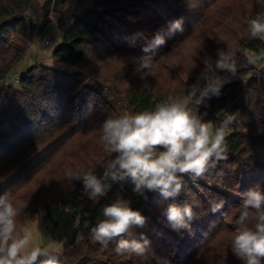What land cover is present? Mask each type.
Wrapping results in <instances>:
<instances>
[{"label": "trees", "instance_id": "trees-1", "mask_svg": "<svg viewBox=\"0 0 264 264\" xmlns=\"http://www.w3.org/2000/svg\"><path fill=\"white\" fill-rule=\"evenodd\" d=\"M65 1L41 5L38 0H0V82L15 74L26 54L5 38L12 34L34 42L49 24V13L58 17ZM258 12H264L258 0H95L92 10L65 29L52 56L99 80L131 113L151 110L169 96H186L205 65L215 62L218 48L231 44L237 67L255 68L261 61L251 65L247 56L264 50V40L249 37L247 20ZM146 14L160 23L152 31L137 26V19ZM176 19L183 21V35L148 52L143 50L145 40L133 43L136 33L151 39L158 28ZM141 57L153 61L151 71L138 67ZM115 65L122 69L112 72L113 79L92 73ZM258 71V77L226 84L219 96L206 101L205 122L219 126L224 111L238 112V122L226 136L227 158L202 178L185 176L176 200L155 192L146 193L145 199L124 182L113 184L94 203L80 182L65 179V172L94 167L102 174L101 164L109 154L100 140L101 124L121 114L75 78L32 66L18 76V88H0V195L9 194L23 208L20 227L32 223L41 208L73 211L78 227L61 252L67 264H241L231 251V233L244 194L264 189V66ZM116 79L124 85L117 86ZM117 198L130 201L146 218L143 228L133 227L129 233H142L150 241L143 255L117 254L116 240L107 249L90 242V229L102 218V209ZM193 201L200 207L194 209L190 231L171 230L161 210L170 203ZM212 203L222 207L213 212Z\"/></svg>", "mask_w": 264, "mask_h": 264}, {"label": "clouds", "instance_id": "clouds-1", "mask_svg": "<svg viewBox=\"0 0 264 264\" xmlns=\"http://www.w3.org/2000/svg\"><path fill=\"white\" fill-rule=\"evenodd\" d=\"M258 3L264 6V0ZM182 25V19L168 21L151 39L138 32L133 43L137 38L145 40L143 50L148 52L183 35ZM247 32L250 38L264 40V12L247 20ZM247 61L251 65L264 61V50L251 52ZM138 62L141 69L153 68L149 57L138 58ZM219 73L238 76L236 50L231 44L216 50L215 62L205 65L186 96H169L151 110L106 118L101 124L100 140L109 158L101 164L102 174L98 175L94 167L68 169L65 179L70 184L80 182L94 203L106 196L113 184L124 182H130L133 193L145 199L146 193L155 192L164 199L176 200L184 189L185 176L202 178L227 158L226 136L230 126L238 122L239 113L224 111L219 126L205 122L199 114V108L206 106L212 96H219L224 84L231 81ZM197 207L198 201L170 203L160 214L171 230L190 231ZM220 207L222 203H212L211 211ZM240 208L230 238L232 254L241 264H264V189L248 190ZM22 211L9 194L0 195V264H67L62 244L50 239L41 246L35 243L30 228L18 225ZM101 215L90 229L92 244L107 249L116 240L115 252L119 255L145 253L150 241L142 233H129L133 227L143 228L146 218L131 207L130 201L117 198L102 209Z\"/></svg>", "mask_w": 264, "mask_h": 264}, {"label": "rangeland", "instance_id": "rangeland-1", "mask_svg": "<svg viewBox=\"0 0 264 264\" xmlns=\"http://www.w3.org/2000/svg\"><path fill=\"white\" fill-rule=\"evenodd\" d=\"M38 1L41 5H43L46 0ZM94 1L95 0H66L58 17H56L53 13H49V24L43 30L40 37L34 42L25 43L12 34L6 37L5 41L8 44L26 50L25 57L21 64L17 67L15 74L19 76L35 65H41L47 68L58 70L100 93L120 114L130 112L124 105H122L116 96L108 91L105 85L100 83L99 80L90 78L88 74L81 71L77 67L60 62L52 56L53 50L62 43L65 29L69 28L76 19L81 18L87 11L92 10ZM34 23L35 21L32 22V24ZM159 24L160 23L158 21H155L150 15L147 14L144 17L137 19V26L141 29V31H152ZM45 41H47L49 44L44 45L43 43ZM237 68L238 76L226 77L231 79V81L225 83L224 85L234 81L243 82L252 75L251 70L245 67L238 66ZM112 69L106 70L104 68H99L97 70H93L92 73H94L96 77L100 79L110 80L114 78L112 72L115 71V73H117L122 68L120 65H115L112 67ZM36 75L39 74L36 73ZM9 80L11 84L10 86L18 88V85L11 81V78H9ZM113 83H116V85L119 87L124 85V83L118 79H116ZM205 108L206 106H201L199 108V114L202 118L206 115L204 110ZM229 132L230 131H228V134ZM77 227L78 222H76L73 217V211L70 208L57 207L55 211L44 208L39 209L33 222L30 223L26 228H30L32 230L35 243L43 246L48 240L55 239L64 247L70 235Z\"/></svg>", "mask_w": 264, "mask_h": 264}, {"label": "built area", "instance_id": "built-area-1", "mask_svg": "<svg viewBox=\"0 0 264 264\" xmlns=\"http://www.w3.org/2000/svg\"><path fill=\"white\" fill-rule=\"evenodd\" d=\"M43 44L44 45H48L49 43L47 41H45ZM262 66H264V61H261L255 68L251 69V74H252L251 76H253L255 78L258 77L259 76V71L258 70ZM11 81L13 83H17L18 82V76L16 74H14L11 77ZM10 85L11 84H10L9 78H6V79H4L3 81L0 82V88H5V87L10 86Z\"/></svg>", "mask_w": 264, "mask_h": 264}, {"label": "water", "instance_id": "water-1", "mask_svg": "<svg viewBox=\"0 0 264 264\" xmlns=\"http://www.w3.org/2000/svg\"><path fill=\"white\" fill-rule=\"evenodd\" d=\"M56 208H57V207H55V206H50V207H49V209H50L51 211H55Z\"/></svg>", "mask_w": 264, "mask_h": 264}]
</instances>
